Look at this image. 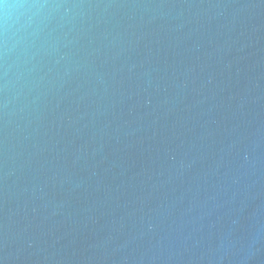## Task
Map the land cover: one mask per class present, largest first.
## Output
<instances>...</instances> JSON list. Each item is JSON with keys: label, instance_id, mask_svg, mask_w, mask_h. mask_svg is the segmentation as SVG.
<instances>
[{"label": "water", "instance_id": "95a60500", "mask_svg": "<svg viewBox=\"0 0 264 264\" xmlns=\"http://www.w3.org/2000/svg\"><path fill=\"white\" fill-rule=\"evenodd\" d=\"M27 2L0 31V264H264V0Z\"/></svg>", "mask_w": 264, "mask_h": 264}, {"label": "clouds", "instance_id": "9594fccd", "mask_svg": "<svg viewBox=\"0 0 264 264\" xmlns=\"http://www.w3.org/2000/svg\"><path fill=\"white\" fill-rule=\"evenodd\" d=\"M47 5L44 3L33 2L29 3L27 0H17L15 4L5 3V0H0V18H2V23H0V31H4L7 28L9 13L8 10L11 9H33V8H43Z\"/></svg>", "mask_w": 264, "mask_h": 264}]
</instances>
